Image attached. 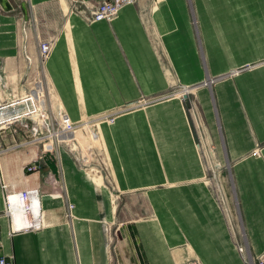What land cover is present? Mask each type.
I'll return each instance as SVG.
<instances>
[{
    "label": "crops",
    "instance_id": "crops-1",
    "mask_svg": "<svg viewBox=\"0 0 264 264\" xmlns=\"http://www.w3.org/2000/svg\"><path fill=\"white\" fill-rule=\"evenodd\" d=\"M83 1L0 0V103L23 94L42 67L73 122L142 99L147 105L99 125L106 179L63 147L28 176L23 165L38 148L0 158L3 254L14 264H257L264 0H134L110 22L87 17L103 0ZM46 40L53 48L41 62L37 44ZM18 60L19 91L6 75ZM209 78L213 85L203 86ZM223 167L226 212L208 170L216 177ZM2 175L16 191L39 188L41 229L11 233L1 215Z\"/></svg>",
    "mask_w": 264,
    "mask_h": 264
},
{
    "label": "built area",
    "instance_id": "built-area-1",
    "mask_svg": "<svg viewBox=\"0 0 264 264\" xmlns=\"http://www.w3.org/2000/svg\"><path fill=\"white\" fill-rule=\"evenodd\" d=\"M134 0H103L99 2L89 12L88 19L91 22L112 21L122 7L132 3ZM74 4H84L83 0H72ZM78 11L77 6H73ZM53 48L52 41H39L37 51L39 60L44 62L50 55ZM28 59V58H27ZM29 60V59H28ZM215 79H208L203 86L210 87ZM45 85L40 75H37L29 82V88L23 94L13 97L0 103V158L6 154L38 148L39 152L35 156L29 157L24 163L23 175L28 176L39 171V162L42 161L45 153H55L59 147L67 146L61 137L74 133L84 126H89L98 135V127L101 123L113 124L116 118L124 113L135 111L147 105V101L142 99L133 104L123 106L122 110L113 109L105 113L73 122L68 115L60 109L53 119L46 112ZM141 105V106H139ZM190 114L195 120L194 110L190 106ZM5 132L9 134V143L4 142ZM16 137L20 140L16 141ZM71 151V150H70ZM209 174L215 177V169H208ZM1 189L3 191L4 210L1 213L6 217L11 233H18L27 230H39L42 228V215L40 206V190L37 187L27 186L21 191H16L13 185L8 183L3 175L1 176ZM210 179V176L208 180ZM212 179V180H213ZM45 182L55 187L56 180L51 174H47ZM215 192L219 204L226 212L225 196L221 189ZM70 209L71 206L69 205ZM238 252L243 254L244 247H237ZM0 264H14L13 258L3 254L0 239ZM257 264H264V255L258 258Z\"/></svg>",
    "mask_w": 264,
    "mask_h": 264
},
{
    "label": "rangeland",
    "instance_id": "rangeland-1",
    "mask_svg": "<svg viewBox=\"0 0 264 264\" xmlns=\"http://www.w3.org/2000/svg\"><path fill=\"white\" fill-rule=\"evenodd\" d=\"M139 1H142L145 3L147 2V0H139ZM51 33L53 34L54 32L51 31ZM22 67H23V62L22 61L20 62L19 60L12 63L10 66H7L8 71L6 72V75H8V85L12 89L17 88L18 91H19V87H20L21 83H20V85L17 84L18 83L17 79L19 77L15 79V71L20 70ZM42 72H43V70L41 67L39 74H40V77L44 79ZM17 74L18 73H16V75ZM43 83L45 85V93H46L45 94V96H46V112H48L50 118L53 119L57 113L58 106L56 105V102L54 101L51 94L49 93V88L47 87L46 82L43 81ZM139 106H141V105H139ZM121 107H123V106L115 107L113 109H117V110L124 109ZM144 107L145 106H143L139 109H142ZM113 109H111V110H113ZM103 113H105V112H103ZM84 127H83V129H79L75 132L81 131V133L87 138L88 148H89V151L91 154H88V155L85 154L81 148H77V147L75 148V145H73V144L69 145V147L63 146V148H65L67 150H71L74 157L79 161V163L88 172H91L92 175L94 174V176H97V177H100V175H101L103 177V179H106V177H108V171H107V165H106V161H105V157H104V153H103V149H102L99 137H98L97 133H95L91 128H89V126H84ZM61 139L64 140L65 142H68V143H69V141L77 143L76 138L74 136L68 137L67 135H65V136L61 137ZM72 147H73V149H72ZM227 173H228L227 167H223L219 171V176L218 175L216 176V178L220 177V179L218 178V179L212 180L211 186L215 192L217 190V187L219 188V190L221 189V193L224 191V189L226 187L230 188V181H229V176Z\"/></svg>",
    "mask_w": 264,
    "mask_h": 264
},
{
    "label": "bare ground",
    "instance_id": "bare-ground-1",
    "mask_svg": "<svg viewBox=\"0 0 264 264\" xmlns=\"http://www.w3.org/2000/svg\"><path fill=\"white\" fill-rule=\"evenodd\" d=\"M68 137L74 136L76 138L77 143H74L72 141H69V143L72 145H75V148H81L82 151L85 154H91L88 148V140L87 138L80 132H74V133H70V134H66ZM96 139V138H95ZM95 141V140H94ZM97 142V141H96ZM96 145V144H95ZM73 149V147H72ZM77 150V149H76ZM100 155V154H99ZM95 180V179H94Z\"/></svg>",
    "mask_w": 264,
    "mask_h": 264
}]
</instances>
